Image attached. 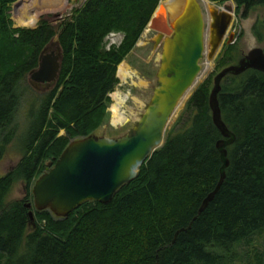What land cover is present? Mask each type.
Here are the masks:
<instances>
[{
  "label": "trees",
  "instance_id": "1",
  "mask_svg": "<svg viewBox=\"0 0 264 264\" xmlns=\"http://www.w3.org/2000/svg\"><path fill=\"white\" fill-rule=\"evenodd\" d=\"M17 1L0 0V162L15 137L26 79L57 35L45 21L34 30L12 29L8 12ZM160 1L87 0L62 25L57 85L30 107L23 159L0 175V264H232L236 246L264 233V74L253 70L221 85L222 121L236 140L227 148L225 180L201 214L220 178L216 144L223 140L207 88L189 102L191 125L169 135L110 204L84 203L66 219L33 211L30 220L27 201L5 202L17 182L29 195L46 162L55 164L71 141L106 122L117 67ZM232 1L236 13L264 6V0ZM116 32L122 43L106 51L105 39Z\"/></svg>",
  "mask_w": 264,
  "mask_h": 264
},
{
  "label": "water",
  "instance_id": "2",
  "mask_svg": "<svg viewBox=\"0 0 264 264\" xmlns=\"http://www.w3.org/2000/svg\"><path fill=\"white\" fill-rule=\"evenodd\" d=\"M163 3L167 33H158L155 37L154 46L161 48L156 86L140 119L130 134L120 138L90 135L71 141L55 164L50 163L46 173L33 183V202L25 204L30 220L34 218L33 211H48L57 219H66L84 203L110 204L123 187L137 178L147 160L163 147L170 120L182 99L194 87L205 52L204 19L197 0H166ZM231 4H224L221 10L206 9L208 59L218 55L224 45L234 42V35L229 34L234 13ZM62 62L60 46L51 41L41 52L37 68L28 75V84L35 91L53 90L59 80ZM249 70L264 74L262 49L249 51L236 65L223 69L213 80L208 104L213 125L223 138L216 144L221 161L220 178L213 192L203 200L198 214L208 207L222 186L229 167L227 148L236 140L222 121L218 102L222 82Z\"/></svg>",
  "mask_w": 264,
  "mask_h": 264
},
{
  "label": "rangeland",
  "instance_id": "3",
  "mask_svg": "<svg viewBox=\"0 0 264 264\" xmlns=\"http://www.w3.org/2000/svg\"><path fill=\"white\" fill-rule=\"evenodd\" d=\"M25 1V0H24ZM87 0H62V5L59 10H53L39 17V20L34 29H36L40 22H47L52 28L55 29L57 35L53 38V42L57 44L58 34L62 25L68 21L75 10L80 9ZM161 0L157 8H160ZM203 1H207L210 5L209 8L214 7L221 9L226 3H232L234 13L232 15V22L229 28V34L234 35V42L231 45H224L218 55H214L212 59H208L209 53L208 42L206 40L207 29V16L206 9H208ZM200 5L203 19H204V57L200 62L201 72L198 77L201 78L204 74L205 66L208 62L212 63V67L206 74V78L201 83L195 82V87L190 94L185 96L180 102L176 112L174 113L170 123L167 127L165 140L169 135H177L184 132L192 122L195 112L191 110L189 102L193 95L200 88H207L209 94L213 88L214 78L225 68L236 65L243 56L247 55L253 49H262L264 51V6L257 7L251 12L245 14L243 9L236 13V5L232 0L225 1L224 3H213L211 0H197ZM23 4V0H18L10 7L8 12L9 20L12 29H26L32 28L19 27L16 24L15 13L16 10ZM17 6V7H16ZM156 8V9H157ZM156 11V10H155ZM154 14V13H153ZM153 16V15H152ZM152 19V17H151ZM150 26L146 27L134 49L125 57L117 67L116 78L118 83L112 93L109 95L110 104L107 109L108 117L106 122L96 130L92 135L96 137L106 138H120L130 134L136 122L144 112V107L148 104L153 89L156 86L155 75L159 67V58L161 55V48L154 46L155 37L158 33H167L164 24L163 12L158 19L157 16L151 20ZM158 20V26L156 22ZM149 24V23H148ZM152 26V27H151ZM151 27V28H150ZM33 29V30H34ZM109 39H105L106 51L117 48L123 41L124 36L121 33H112ZM259 35V36H258ZM17 37V36H16ZM207 48V50H206ZM121 65H125L129 69V77L121 80L118 76V69ZM197 83V84H196ZM224 81L222 82L223 85ZM28 92L23 99V103L19 114L17 116V123L14 129L15 137L13 141L6 147L5 155L0 162V175L4 176L15 170L24 156V146L27 141V114L30 107L45 95L48 90L35 91L28 84ZM116 97L118 100H116ZM118 106V112L121 118L125 120L122 124H114L111 108ZM65 136L61 131L58 137ZM50 163L46 162L44 173ZM32 189V187H31ZM33 202L32 194L27 195L25 185L22 182H17L13 185L10 193L8 194L5 202L10 204L16 201ZM232 264H262L264 261V233L251 238L248 242H243L236 246L233 250Z\"/></svg>",
  "mask_w": 264,
  "mask_h": 264
},
{
  "label": "bare ground",
  "instance_id": "4",
  "mask_svg": "<svg viewBox=\"0 0 264 264\" xmlns=\"http://www.w3.org/2000/svg\"><path fill=\"white\" fill-rule=\"evenodd\" d=\"M203 2L207 8L210 7V5L207 1H203ZM61 5H62V0H25V1L23 0V4L19 7L18 10H16V13H15L16 24L19 27L33 28L37 24L39 17L41 15L46 14V13L53 11V10H59ZM163 10H164V3L160 5V8L158 9V11L155 14V16L153 17V19L156 16L159 19L161 16V12H163ZM219 10H221V9H219ZM156 24L157 25L155 28H157V26H158V20H157ZM206 40L208 42V47L210 50L209 37L208 36H207ZM206 50H207V48H206ZM211 67H212V63L208 62L205 66L203 76L199 79L197 78L196 82L201 83L202 81H204V79L206 78V74L208 73V71ZM129 72L130 71H129L127 66L121 65L118 69V76L121 80H125L130 76ZM194 87L192 89H194ZM192 89L189 92H191ZM189 92L186 94V96L190 94ZM116 100H118L117 97H116ZM111 113L113 115L112 120H113L114 124H122L125 122V120L121 118L122 116H120V114L118 112V106H116V105L113 106L111 108Z\"/></svg>",
  "mask_w": 264,
  "mask_h": 264
},
{
  "label": "built area",
  "instance_id": "5",
  "mask_svg": "<svg viewBox=\"0 0 264 264\" xmlns=\"http://www.w3.org/2000/svg\"><path fill=\"white\" fill-rule=\"evenodd\" d=\"M111 35H113V34H110L109 36H111ZM109 36L107 37V39H109Z\"/></svg>",
  "mask_w": 264,
  "mask_h": 264
}]
</instances>
